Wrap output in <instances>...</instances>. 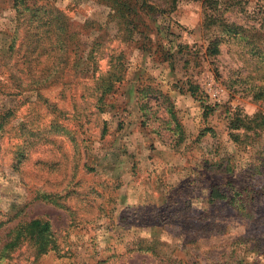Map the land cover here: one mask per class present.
Returning a JSON list of instances; mask_svg holds the SVG:
<instances>
[{
  "label": "rangeland",
  "instance_id": "1",
  "mask_svg": "<svg viewBox=\"0 0 264 264\" xmlns=\"http://www.w3.org/2000/svg\"><path fill=\"white\" fill-rule=\"evenodd\" d=\"M260 84L264 0H0V264H264Z\"/></svg>",
  "mask_w": 264,
  "mask_h": 264
},
{
  "label": "trees",
  "instance_id": "2",
  "mask_svg": "<svg viewBox=\"0 0 264 264\" xmlns=\"http://www.w3.org/2000/svg\"><path fill=\"white\" fill-rule=\"evenodd\" d=\"M123 4H126L123 2ZM128 6V5H127ZM148 8L152 9V5L148 4ZM128 9V7L126 8ZM58 11H60L58 9ZM61 13V12H60ZM120 17H123V15L120 13ZM55 19L57 20H63L62 17L55 16ZM230 29L235 30L237 33L239 30V26L235 24H230ZM64 36L65 33L63 31H60L57 34L56 42H59L64 47ZM220 40L217 36H214L208 41V45L206 47V53L209 56H213L218 52ZM250 93L252 94L254 99H263L264 98V84L260 85H252L250 87ZM232 127V126H231ZM229 188H220L219 186L213 185L211 187L212 195L215 199H235L237 195H243L247 193V195L243 196L246 198H249V196L254 199L255 193H257V190H254L253 188H249L248 186L241 189L235 188V183L233 181L228 180ZM229 189H231L233 192V195L228 194ZM14 235L11 237V240H8L7 243L4 244V246L1 249V253H5L6 250L12 249L16 246H18L22 241L30 242L31 245L34 248L35 253L38 255L45 254L51 250H55L57 248V244L55 240H51L50 238V227L49 223L46 220L42 219H31L26 223H23L19 226H17L14 230ZM2 255V254H1Z\"/></svg>",
  "mask_w": 264,
  "mask_h": 264
}]
</instances>
